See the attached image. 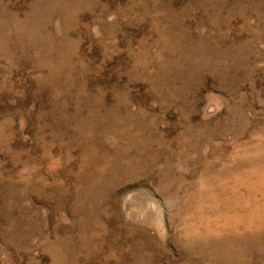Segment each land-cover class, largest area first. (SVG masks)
<instances>
[{
  "label": "rangeland",
  "instance_id": "1",
  "mask_svg": "<svg viewBox=\"0 0 264 264\" xmlns=\"http://www.w3.org/2000/svg\"><path fill=\"white\" fill-rule=\"evenodd\" d=\"M0 264H264V0H0Z\"/></svg>",
  "mask_w": 264,
  "mask_h": 264
}]
</instances>
